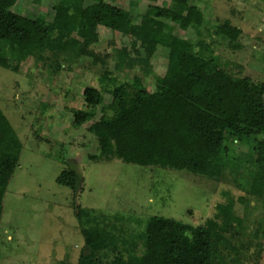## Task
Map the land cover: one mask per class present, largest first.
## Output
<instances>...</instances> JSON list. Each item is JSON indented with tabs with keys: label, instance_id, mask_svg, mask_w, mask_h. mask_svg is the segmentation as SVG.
I'll return each instance as SVG.
<instances>
[{
	"label": "trees",
	"instance_id": "trees-1",
	"mask_svg": "<svg viewBox=\"0 0 264 264\" xmlns=\"http://www.w3.org/2000/svg\"><path fill=\"white\" fill-rule=\"evenodd\" d=\"M18 1L0 0V67L21 73L33 63L40 76L51 81L63 65L90 59L99 88L87 86L67 95L70 102L80 95L91 112L101 107L100 119L87 127L99 152L126 164L209 180H221L226 170L235 175V185L222 191L214 214L201 225L153 216L145 223L136 220L139 228L131 227L133 218L118 226L125 219L121 214L111 225L102 213L77 207L83 260L213 264L218 235L264 243V83L229 72L241 66L203 40L206 16L195 0L161 5L148 0L154 4L147 16L108 0H94L87 6L76 0H51L54 10L69 16L64 29L57 28L45 13L28 18L11 10ZM43 1L31 0L35 5ZM101 28L139 39L145 55L134 57L126 47L111 53L93 51L98 41L83 34L89 31L96 36ZM240 33L218 28L214 38L236 42ZM163 50L168 51L166 70L163 75L154 74L152 60ZM105 94L112 98L109 103H104ZM89 122L79 115L71 126L80 128ZM214 125L222 127V149L217 154L210 145ZM23 148L0 108V225L4 198ZM78 177L79 172L69 165L56 182L76 192Z\"/></svg>",
	"mask_w": 264,
	"mask_h": 264
},
{
	"label": "rangeland",
	"instance_id": "rangeland-1",
	"mask_svg": "<svg viewBox=\"0 0 264 264\" xmlns=\"http://www.w3.org/2000/svg\"><path fill=\"white\" fill-rule=\"evenodd\" d=\"M94 0H76L87 6ZM147 16L154 3L148 0H108ZM180 0H157L161 5ZM204 11L205 35L228 61L241 66L228 71L264 83V0H195ZM11 10L28 18L45 13L59 29H64L69 16L53 9L51 0L35 5L19 0ZM183 28V26H182ZM218 28L240 30L239 39L229 42L215 39ZM83 36L98 41L93 51L111 53L126 47L132 56L145 55L141 41L135 37L99 29L96 36L89 31ZM192 39L197 37L190 34ZM167 50L152 60L154 74L163 75L167 67ZM40 76L33 63L21 73L0 67V108L23 143V152L4 198V214L0 225V264H94L81 257L84 238L79 230L76 208L102 213L107 224L124 215L125 226L138 227L153 216H164L192 225H201L215 212L222 191L235 185L234 173L226 170L221 180L171 169L145 168L126 164L111 154L98 151L95 137L87 127L102 116L101 107L91 112L79 95L73 102L67 93L87 86L99 88L96 70L88 58L77 64L63 65L51 81ZM151 92L152 87L148 88ZM104 95V103L111 101ZM79 115L90 122L72 128ZM220 131V132H219ZM222 127L211 130V150L221 151ZM89 155L98 160L91 161ZM68 164V165H67ZM80 174L76 192L60 186L56 179L68 166ZM119 218H121L119 216ZM118 218V219H119ZM213 264H264V243L232 236L215 240Z\"/></svg>",
	"mask_w": 264,
	"mask_h": 264
},
{
	"label": "water",
	"instance_id": "water-1",
	"mask_svg": "<svg viewBox=\"0 0 264 264\" xmlns=\"http://www.w3.org/2000/svg\"><path fill=\"white\" fill-rule=\"evenodd\" d=\"M72 169H74V168L72 167ZM74 170H76V169H74ZM76 171H77V170H76ZM80 178H81V174L79 173V177H78L77 182H76L77 190H78V188H79Z\"/></svg>",
	"mask_w": 264,
	"mask_h": 264
}]
</instances>
